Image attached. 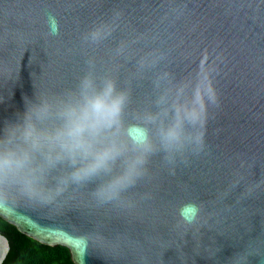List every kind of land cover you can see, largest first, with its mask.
Masks as SVG:
<instances>
[{"label":"water","instance_id":"obj_1","mask_svg":"<svg viewBox=\"0 0 264 264\" xmlns=\"http://www.w3.org/2000/svg\"><path fill=\"white\" fill-rule=\"evenodd\" d=\"M101 21L111 34L86 43ZM89 58L128 91L131 135L145 112L155 116L144 125L158 148L146 175L122 204L97 206L88 185L0 218L66 248L73 264H264V0H0V125L25 96L72 87ZM179 83L178 112L203 148L173 166L159 130L173 118ZM189 202L200 207L192 224L177 215ZM9 250L0 233V264Z\"/></svg>","mask_w":264,"mask_h":264},{"label":"clouds","instance_id":"obj_2","mask_svg":"<svg viewBox=\"0 0 264 264\" xmlns=\"http://www.w3.org/2000/svg\"><path fill=\"white\" fill-rule=\"evenodd\" d=\"M49 20V35L55 36L58 23ZM111 30L106 22L94 23L83 40L97 44ZM85 64L72 87L25 96L23 109L0 125V215H15L25 204L54 205L69 190L88 185H94L90 196L97 206L122 204L123 193L146 175L148 159L158 148L144 125L155 116L145 112L142 123L135 125L141 134L131 135L132 126L125 121L128 91L118 88L111 75L98 76L92 58ZM182 87L176 86L171 101L173 118L159 130V149L173 166L177 155L186 162V150L199 154L203 148L195 123L182 109L178 112L184 102ZM186 127L193 131L186 133ZM199 213L200 207L189 202L179 207L177 215L192 224Z\"/></svg>","mask_w":264,"mask_h":264},{"label":"trees","instance_id":"obj_3","mask_svg":"<svg viewBox=\"0 0 264 264\" xmlns=\"http://www.w3.org/2000/svg\"><path fill=\"white\" fill-rule=\"evenodd\" d=\"M0 233L8 239L10 246L2 264H73L66 248L41 245L1 218Z\"/></svg>","mask_w":264,"mask_h":264},{"label":"snow or ice","instance_id":"obj_4","mask_svg":"<svg viewBox=\"0 0 264 264\" xmlns=\"http://www.w3.org/2000/svg\"><path fill=\"white\" fill-rule=\"evenodd\" d=\"M188 212H190V210H188ZM188 212H186V214H188Z\"/></svg>","mask_w":264,"mask_h":264}]
</instances>
